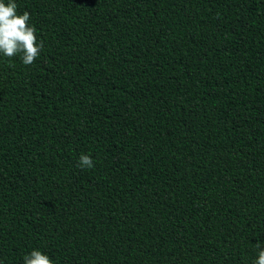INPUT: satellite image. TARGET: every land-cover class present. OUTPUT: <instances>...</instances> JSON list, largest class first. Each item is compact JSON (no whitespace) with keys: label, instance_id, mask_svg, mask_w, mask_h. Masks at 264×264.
<instances>
[{"label":"trees","instance_id":"1","mask_svg":"<svg viewBox=\"0 0 264 264\" xmlns=\"http://www.w3.org/2000/svg\"><path fill=\"white\" fill-rule=\"evenodd\" d=\"M15 2L44 47L0 54V264H253L264 0Z\"/></svg>","mask_w":264,"mask_h":264},{"label":"clouds","instance_id":"2","mask_svg":"<svg viewBox=\"0 0 264 264\" xmlns=\"http://www.w3.org/2000/svg\"><path fill=\"white\" fill-rule=\"evenodd\" d=\"M15 0H8L7 5L0 0V54L12 58L20 55L22 63L30 66L43 50V42H38L36 29L30 25V13L18 14ZM77 167L92 169L94 162L89 155L79 157ZM259 250L253 264H264V250L257 243ZM24 264H53V261L39 250H33L23 257Z\"/></svg>","mask_w":264,"mask_h":264}]
</instances>
